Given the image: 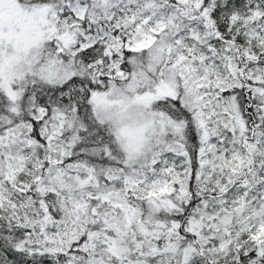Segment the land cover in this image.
Here are the masks:
<instances>
[{
    "label": "snow or ice",
    "instance_id": "1",
    "mask_svg": "<svg viewBox=\"0 0 264 264\" xmlns=\"http://www.w3.org/2000/svg\"><path fill=\"white\" fill-rule=\"evenodd\" d=\"M0 264H264V0H0Z\"/></svg>",
    "mask_w": 264,
    "mask_h": 264
}]
</instances>
